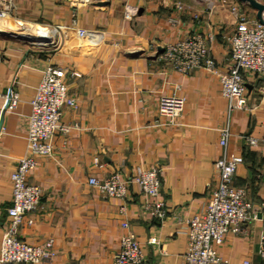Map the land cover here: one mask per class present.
Wrapping results in <instances>:
<instances>
[{
    "label": "crops",
    "instance_id": "1",
    "mask_svg": "<svg viewBox=\"0 0 264 264\" xmlns=\"http://www.w3.org/2000/svg\"><path fill=\"white\" fill-rule=\"evenodd\" d=\"M14 1L17 20L54 35L57 48L0 37V117L6 88L18 94L0 128V244L11 205L9 175L26 151L30 101L43 67L52 62L74 73L67 83L77 106L62 110L60 122L70 129L55 134L52 154L38 159L28 176L41 188V198L37 210L23 216L20 240H52L51 264H113L122 236L132 233L142 245V264H183L185 222L203 213L218 183L215 162L241 156L233 184L246 191L255 218L244 234L227 233L216 250L229 264H264L258 254L264 145L251 148L243 139L264 134V73H243L246 109L229 110L219 85L234 32L230 8L237 5L258 20L256 11L239 0ZM195 34L206 39L217 72L196 68L182 75L161 58L167 44ZM163 95L185 98L173 126H153L162 120L157 106ZM224 128L230 136L221 147ZM137 167L161 168L158 197L142 195L135 185L124 198L105 197L88 184L89 177L132 176ZM158 200L162 217L151 213Z\"/></svg>",
    "mask_w": 264,
    "mask_h": 264
},
{
    "label": "built area",
    "instance_id": "2",
    "mask_svg": "<svg viewBox=\"0 0 264 264\" xmlns=\"http://www.w3.org/2000/svg\"><path fill=\"white\" fill-rule=\"evenodd\" d=\"M15 10L14 0H0V20L17 19ZM230 11L235 20L234 32L229 40V63L226 71L219 74V85L229 110L246 109L243 73L252 75L264 73V16L261 22L251 19L237 5H232ZM77 34L84 37L86 31L79 29ZM48 42L51 44L50 40ZM208 51L206 39L195 34L167 44L161 58L174 72L182 75L196 68H204L215 73L216 62L209 56ZM41 73L30 101L31 112L26 124V151L16 160L15 168L9 175L11 205L7 208L8 226L0 244V264H51L55 254L52 240L46 241L43 245H33L18 238L23 216L35 212L41 198V188L29 183L28 176L35 169L38 159L52 154L55 134L58 131L65 134L70 129L60 122L62 110L65 107L74 109L77 106V99L69 94L67 83V75L71 77L74 73H68L65 68L52 62H47ZM2 97L5 98V103L8 102L6 109L16 106L18 94L12 87L6 88ZM184 105L185 98L182 96H161L157 112L162 120H158L153 126L175 125ZM229 136L227 128L220 131L221 147H226ZM243 139L251 148L264 145V134L260 138L247 136ZM242 162L241 156L223 157L215 162L218 183L203 213L195 214L185 222L187 246L183 264H229L220 257L216 247L223 243L227 233L244 234L246 223L255 218L252 212L253 203L246 191L233 184L237 167ZM160 173L159 167L150 169L137 167L132 176L121 177L118 173H113L102 180L89 177L88 184L97 188L105 197L124 198L129 187L135 185L142 195L156 198L160 191ZM162 205L159 200L155 202L151 208L153 216L162 217ZM123 227H127V224H123ZM148 242L153 243L155 239L150 238ZM258 254L264 260V234L259 240ZM143 258L142 245L132 233H128L121 238L113 264H142ZM240 264L250 262L244 261Z\"/></svg>",
    "mask_w": 264,
    "mask_h": 264
},
{
    "label": "rangeland",
    "instance_id": "3",
    "mask_svg": "<svg viewBox=\"0 0 264 264\" xmlns=\"http://www.w3.org/2000/svg\"><path fill=\"white\" fill-rule=\"evenodd\" d=\"M7 23H14L13 25H17V27H22V28H29L31 30H36V31H45V30H42V29H39L37 26L35 25H28V24H23L21 22H18L17 19H6V20H0V25H6ZM0 26V27H1ZM4 27L2 26L1 29H3ZM3 32H0V37H14L15 36L8 32H6L5 30H2ZM47 32V31H46ZM48 35H49V40L51 42V44H48L49 40L48 41H33V42H29V40H26V39H23V41L27 42V43H30L34 48H37V49H44V50H50V49H54V48H57V43H56V40H54V35H52L51 33L48 32ZM54 38V39H53ZM35 43V44H33ZM43 44H46V45H43Z\"/></svg>",
    "mask_w": 264,
    "mask_h": 264
},
{
    "label": "bare ground",
    "instance_id": "4",
    "mask_svg": "<svg viewBox=\"0 0 264 264\" xmlns=\"http://www.w3.org/2000/svg\"><path fill=\"white\" fill-rule=\"evenodd\" d=\"M13 24L12 23H7L6 25L4 24L2 25L4 27L3 29H1L2 26L0 25L1 26L0 32H3L2 30H5L6 32L10 34L18 35L25 39H29L31 41H48L49 40V35L45 31H36V30H31L29 28H22V27L20 28V27H17V25H13Z\"/></svg>",
    "mask_w": 264,
    "mask_h": 264
},
{
    "label": "water",
    "instance_id": "5",
    "mask_svg": "<svg viewBox=\"0 0 264 264\" xmlns=\"http://www.w3.org/2000/svg\"><path fill=\"white\" fill-rule=\"evenodd\" d=\"M239 1L242 2V3H247L249 6H251L256 11V18L258 19V21H260V22L262 21L261 14L264 11V4H261L260 2H258L256 0H239ZM13 35L14 34H12V36ZM14 36H15V38H18V39H21V40L25 39V38H23L21 36H18V35H14ZM26 40H29V39H26ZM29 42H33V41L29 40ZM7 106H8V102H6L5 105H4L3 113L6 110ZM3 113H2V115L0 117V128H1V125H2V121H3Z\"/></svg>",
    "mask_w": 264,
    "mask_h": 264
}]
</instances>
